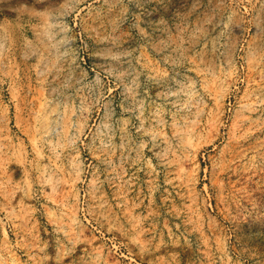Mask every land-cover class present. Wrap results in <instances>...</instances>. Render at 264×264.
<instances>
[{
	"label": "rangeland",
	"instance_id": "rangeland-1",
	"mask_svg": "<svg viewBox=\"0 0 264 264\" xmlns=\"http://www.w3.org/2000/svg\"><path fill=\"white\" fill-rule=\"evenodd\" d=\"M0 264H264V0H0Z\"/></svg>",
	"mask_w": 264,
	"mask_h": 264
}]
</instances>
